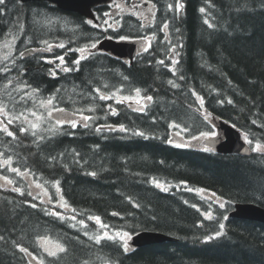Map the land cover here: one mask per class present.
<instances>
[{
  "label": "trees",
  "instance_id": "16d2710c",
  "mask_svg": "<svg viewBox=\"0 0 264 264\" xmlns=\"http://www.w3.org/2000/svg\"><path fill=\"white\" fill-rule=\"evenodd\" d=\"M179 2L182 11L173 19L179 60L170 67L175 75L166 67L167 61L159 63L158 53L164 58L159 49L140 55L131 66L97 55L82 60L78 67L72 63L75 55L69 53L68 64L74 70L59 72L55 78L49 76L39 52L19 61L25 69H17L14 79L23 76L24 83L48 93L59 89L55 100H72L80 92L94 95L98 87L102 93H115L112 100L93 103L101 117L108 114L99 125L117 130L105 127L97 132V125L75 129L66 125L51 137L37 128L34 136L31 130L20 132L21 120L9 125L15 139L0 132V153L53 193L49 201L40 193L33 194L16 173L8 174L14 186L0 183V264H34L28 254L44 264H264V223L228 217L238 201L264 206V150L242 156L168 142L173 123L188 140L213 132L211 122L204 119L210 116L239 128L253 148L256 143L264 147V0ZM2 7L0 39L27 24L29 47L40 48L45 34L66 27L65 44L71 49L76 37L91 34L84 17H79L81 25L68 14L59 17L62 10L47 1L6 0ZM136 88L142 96L153 97L144 113L128 102L115 103L117 94L126 90L133 94ZM197 97H203V106ZM6 100L10 108L14 106L10 98ZM109 104L117 115L108 112ZM121 124L126 132L118 130ZM137 130L144 136L135 135ZM77 159L79 163L74 162ZM153 178L168 191L157 187ZM56 181L66 209L55 205ZM198 190L215 193L225 207ZM53 209L67 218L75 215L76 220L50 215ZM210 210L211 220L204 215ZM96 216L111 231L151 229L177 236L179 241L127 251L118 237L97 243L95 238L103 236L104 229L88 219ZM216 232L221 235L217 237ZM43 237L56 240L65 251L49 256L40 245Z\"/></svg>",
  "mask_w": 264,
  "mask_h": 264
},
{
  "label": "snow or ice",
  "instance_id": "6c2138e0",
  "mask_svg": "<svg viewBox=\"0 0 264 264\" xmlns=\"http://www.w3.org/2000/svg\"><path fill=\"white\" fill-rule=\"evenodd\" d=\"M143 3L149 4V8H148V11L149 12H151L152 9H154L156 7L155 4H152L151 3V0H141V4H143ZM5 4H6V0H0V14H2L5 11V9L2 7ZM113 6L115 8H117V9H120L121 12L124 11V9L121 6V4L116 3V0H113ZM138 7H139V5H136V4L133 5V9L138 8ZM167 7H168L169 10H173V8H175V11L179 12V10L181 8H183V5L179 2V0H177V2L175 3V6H173V4H169ZM200 11L201 12H204L205 9L204 8H201ZM103 15H104V17L107 18V19H105L103 21V24L104 25H107V29H112L113 31H116V29L113 27V24H109V20L110 19H113V14H110L108 12H105ZM138 15H142V13L141 14H138ZM97 19L98 18L94 17L93 19H88L85 23L87 25L92 26L93 28H100V29L106 31L107 29H104L100 23L94 22ZM153 19H154V16H153ZM114 23H117L118 24V21H114ZM205 23H208V21L205 20ZM209 26L211 27V25H209ZM141 27H143V25H141ZM20 28L23 31L24 25L21 24L20 25ZM167 28H168V22L165 21L163 23V25H162L161 31H164ZM119 39L121 41H124V40L128 39V37H126V36H119ZM165 39H167V36H165ZM139 40L141 42L147 41L148 47H145L143 49L145 52H147L148 51V48L151 47V40L148 37H145V36L139 37ZM41 43L47 45L46 49H25L24 51L20 52V54H19L20 55V58L21 59L24 58L27 54H29L31 52H38V51H44V50L51 52L52 49H53V47H59L61 49H64L66 47V45L64 43H59V44H56V45L50 44V43H48V41H41ZM98 44H99V39L96 38L95 42L94 43H91L90 49L91 50H95L97 48V45ZM175 47H176L175 45H172V48L169 51H174L175 50ZM90 49L87 46L80 47V48H77V49H69V51H74V52H76V53L79 54V55H77V58L74 61H72L73 65H77L78 66L81 63L82 60L87 59L89 56L93 55L94 53ZM4 59L7 60L8 59V56H5ZM57 59L59 60V64H57L56 67L51 70V75L53 76V78L56 77L58 70H61L63 72H70V71H73L74 70L73 68H70V67L66 66V64H65V57L63 55H61L59 57H56L55 59H47V58H45V62L46 63H49V64H55ZM159 63L160 64H163L164 61L163 60H160ZM172 64L173 65H176V64H178V61L175 60V59H173L172 60ZM10 70L11 69H9L6 66L3 69H0V72H9ZM75 70H78V68H76ZM170 71H172L173 72V75H175V69L174 68H170ZM180 79H183V77H180ZM8 83L11 84L12 83V80L9 79L8 80ZM169 83L172 84L173 82L170 80ZM176 86L177 85H174L173 84V87H176ZM24 87H30V85L25 84ZM17 91H19V89H17ZM134 91H135V97H133L131 95H129V96H123L121 99L115 100V103L128 102L129 105H131V103L133 101H135V103L138 105V107L135 108L134 110L135 111H138V112H141V113H144L146 111L148 105H147V103H142V101H148V102H150V101L153 100V97L152 96H141V90L139 88H136ZM95 92H97L99 94V99L101 101L112 100V99H114V96L116 95L115 93H113L111 95H104V94L100 93V89L99 88L95 89ZM193 95H195V92H193ZM25 96L31 97V93H25ZM197 99L199 100L200 105L203 106V104H204L203 97H197ZM21 100L22 101H25V103H27V101L25 100V97L24 96L21 97ZM53 102H54V97L53 98H49L47 100V104L53 106L52 107V110L47 113V117L48 118H51V119H55V125H53L50 128L45 129V131H48L52 135H55L56 132L59 130L58 126H63V125L66 124L70 128H72V129H75L78 126H82L84 128H88L90 126V122H92L95 119H97V117H95V116L83 115V109H77V110H74L73 112H70V113L69 112H66V110L64 108L55 107ZM220 103H223V101H220ZM228 103H231V100H229ZM107 109H108V112L111 115H117L118 114L117 111H116V109L113 108L111 104L107 105ZM77 113H79V116L77 115ZM29 114L32 117H35L36 120H40L41 119V116H38L37 113H36V111H30ZM0 115L4 116L5 120L7 121L5 123V120H0V132L5 133L8 137H12L13 139H15L16 137H15L14 132H12V131L9 130V125H12V124H14L16 122L21 121V119H23L24 121H28V116L25 115L24 113H21L18 116H14L12 118H9V113L7 112V110H6V108L4 106H0ZM204 119L207 120L208 119V116H205ZM28 123H29V127L26 128V127L21 126L19 128L20 132L25 133V132H29L31 130L32 135L35 136L36 135V131L35 130L39 127V125L37 123H32L30 121ZM105 127H107L109 131H116L117 130L116 128H114V127H112L110 125H97L96 126V131L97 132H102ZM169 127L170 128H172V127L179 128L180 126L173 123V124H170ZM118 130L121 131V132H126L127 131V129L125 128V126L123 124L119 125ZM134 134L135 135H139V136H144V133L141 132V131H138V130ZM175 134L176 135H179L180 133L179 132H176ZM215 135L216 134L214 132H202V133H200V136L201 137H205V138H211V137H213ZM40 139H43V137H40ZM192 139H198V138L197 137H192ZM245 139L247 140V136L245 137ZM168 142L169 143H172V140L169 139ZM248 143L251 144L252 141L249 140ZM178 146H180V147H187L188 145L187 144H180ZM211 150L212 149L207 148V147L204 149V151H211ZM253 150L254 151H260V150H262V145L260 143H256ZM0 155H3V154H0ZM76 156L79 157V153H76ZM11 162H12L11 161V157H8L7 159L3 160L2 163H0V168H3L5 165H8V171L13 172V173H16L18 176H20V177L23 178L24 173H22L19 168L12 167L11 166ZM74 162L75 163H79V160L77 159ZM89 174L90 175H93V176L96 175L95 172H92V173H89ZM0 178H2L3 180H5L8 184H12L13 183V181L10 180L8 178V176H6V175L5 176H2ZM152 182L155 183V185L157 187H161L163 191H168V188L167 187H164L159 181L155 180L154 178H153V181ZM36 187L39 188V187H41V185L37 183L36 184ZM13 190L14 191H17V192H20L21 195L24 194L23 191H22V189H20V188H14ZM56 190H57V192L60 191V189H59V181H56ZM29 195H31V193H29ZM212 195L215 196V193H213ZM59 206L61 208H65V209L68 208V205L66 203L60 204ZM32 207H36V205L33 204ZM193 207H196V206L193 205ZM219 207L220 208H224L225 207V204L223 202H220L219 203ZM73 211H75V210L73 209ZM49 214L50 215L57 216L60 219H71L73 221L76 220V216L75 215L71 216L70 218H67V217H64L61 212H56L55 210H53ZM113 215H118V213H113ZM204 215L209 220L213 219V216L211 214V210L208 213H205ZM88 219L89 220H94L100 226L101 229H106V228L109 227L108 225H106V224H104L102 222V220H101V218L99 216H96V217H88ZM225 219H226V217H225ZM79 223L81 225H84L86 227V224H85V221L84 220H80ZM75 226H76L75 224L72 225V227H75ZM219 228L221 230H223L224 229V224L221 223L219 225ZM85 235H87L86 232H85ZM215 235L218 237V236L221 235V232H216ZM128 236H129V234L127 232H123V233L117 232L116 233V236L113 237V236H109L108 232L105 231L103 233V236H97L95 239H96V242L97 243H100V241L102 239H116V237H118L121 241L124 242V249H125V251H127L128 250V245H127V241H126L125 238L128 237ZM208 239H211V237H208ZM20 250L22 252H25V253L28 252V249L27 248H21ZM64 251H65V249L62 246H60V247H58V250L57 251H49L48 252V255L49 256H52V257H55V256H57L58 252H64ZM40 264H44L43 260L40 261Z\"/></svg>",
  "mask_w": 264,
  "mask_h": 264
},
{
  "label": "rangeland",
  "instance_id": "374dc122",
  "mask_svg": "<svg viewBox=\"0 0 264 264\" xmlns=\"http://www.w3.org/2000/svg\"><path fill=\"white\" fill-rule=\"evenodd\" d=\"M56 44H58V43H55L53 45H56ZM16 45H17V39L16 38H13V37H8V39H5V40L0 41V69H3L6 66L9 67V66H11L13 64L12 59L14 57V53L16 52ZM89 46L90 45H87L88 48H89ZM82 47H85V46H82ZM55 48L56 47H53L52 51ZM25 49L26 48H22L20 52L24 51ZM5 56H8V59L7 60L4 59ZM1 73H3L4 75H8L10 72H1ZM13 75H15V76L18 75V73H16V70L13 71ZM2 80H3V78H0V84L2 83ZM12 81H14L15 83H18V84H22V82L19 81V80H17V79H12ZM17 89H19V91H17ZM22 90H26V93H31V97L25 96L22 93ZM4 92L7 93L8 98H10L13 101V103H14V106L11 107V108L9 106H7L8 104L7 105H4V107L6 108L7 112H9V110H10V112L12 114H14L15 116H18L21 113H24L25 115L28 116V121H24L23 119H21L22 121H24L25 123H28L29 121L32 122V123H37L39 126H44V129L50 128L53 125H55V119H51V118H48L47 117V113L52 110V107L53 106L52 105H48L47 103H45L43 101H38V102L30 103L32 105H35V110H32L33 107H31L30 109H27L25 112L22 111V109H25L26 103H25V101H22L21 100V97L24 96L25 97V100L27 102H29L32 99L34 100L35 99V96L37 94L35 91L33 93V92L27 90L24 86L17 87L15 84H12V85L9 84L8 86H6V85H1L0 86V94H2ZM102 94L107 95L105 93H102ZM78 95L81 96V97H84L82 92H80ZM92 97H93V99H95L96 102H99L98 101L99 99L96 98L95 95H93ZM133 97H135V96H133ZM147 102L148 101H142V103H147ZM95 105H96L95 108L97 109L98 108L97 107V104H95ZM131 105L134 108H137L138 107V105L135 103V101H133L131 103ZM54 106L55 107H58V108H64L66 110V112H69V113L70 112H73V111L68 110L66 107H60V106H56V105H54ZM77 109H83V108L76 107V109H73V110H77ZM30 111H36L37 115L38 116H41V119L40 120H36L35 117H32L29 114ZM84 111H86V110L83 109V115H86L84 113ZM77 114L79 116V113H77ZM98 116L101 117V114L99 113ZM97 119H95L94 121H96ZM0 120H4L1 115H0ZM94 121H92V122H94ZM173 129H175V131H174V133L172 134V137H171V140H172L173 143H180V144H190V143H192L193 145L199 146L201 148L209 147L210 145H212L211 142H208L205 137H201V138H199L197 140H194L193 142H188V141H186L184 139L185 137L183 136V131L181 129L175 128V127H173ZM176 132H179L180 134L179 135H176L175 134ZM2 162H3V159L0 156V163H2ZM11 166L13 167L12 162H11ZM4 168L5 169L7 168V170H8V165H5L2 169H4ZM6 172H10V171H6ZM2 176H4V175L0 172V177H2ZM23 177L29 179V180H27V182L32 187V189L34 190V192L40 193V194H44L45 195V198L48 199V200L51 199V195H50L49 192L43 190L42 187H39V188L36 187V184L37 183L40 184V180L33 179L32 177L28 176L25 173H24V176ZM0 182H3L5 184H8L2 178H0ZM10 185L11 186H14L13 183L10 184ZM197 193H203V191L202 190H198ZM56 195H57L56 198H57V201H58V203H56V206H59L60 204H62L61 203V200H60L61 195L57 191H56ZM125 239L128 242V240L130 239V234ZM40 243L44 247L45 251L47 250L46 252H49V251H57L58 250V247L61 246L60 244H58L56 241H54L51 238L42 239L40 241Z\"/></svg>",
  "mask_w": 264,
  "mask_h": 264
},
{
  "label": "water",
  "instance_id": "95a60500",
  "mask_svg": "<svg viewBox=\"0 0 264 264\" xmlns=\"http://www.w3.org/2000/svg\"><path fill=\"white\" fill-rule=\"evenodd\" d=\"M35 1V0H22ZM54 2L61 9L67 11H75L85 16H90L94 18V15L91 11V6L95 3H99L105 0H47ZM98 48L100 50H105L113 53L119 57L133 56L136 53V46L131 43L116 41L113 39L105 38L101 40ZM226 137L228 140L223 144H219L218 151L225 153H239L243 155L252 154V149L249 144L245 141L242 136V133L237 130H231L227 133ZM223 138H215V142L222 141ZM232 215L252 220H258L264 223V208L256 206L252 203L249 205L236 204L235 210L232 212ZM164 241H176V238H173L163 232L143 230L135 235H133L130 243L133 247H142L145 245H150L154 243H161Z\"/></svg>",
  "mask_w": 264,
  "mask_h": 264
},
{
  "label": "bare ground",
  "instance_id": "6f19581e",
  "mask_svg": "<svg viewBox=\"0 0 264 264\" xmlns=\"http://www.w3.org/2000/svg\"><path fill=\"white\" fill-rule=\"evenodd\" d=\"M176 17V15H173V17H172V20L174 19ZM31 32H32V30H30ZM8 33H9V31H8ZM92 34V33H91ZM55 35H57V36H59L60 34H54V36H53V39H54V37H55ZM31 39H32V37L30 38V41H31ZM27 49V48H26ZM158 49V48H157ZM156 50V49H155ZM21 51V50H20ZM19 51V49L16 47V52L18 53V52H20ZM19 71H17L16 70V73H18ZM23 84H27V83H24L25 81L24 80H22L21 81ZM95 95V94H94ZM93 93H91L89 96H85L84 95V97L85 98H88L89 100H91L92 102H95V99H93ZM55 98V97H54ZM88 99H86V101H88ZM208 121H210V122H215L216 124H217V126L219 127V128H222V129H224L225 131H226V129H229V128H231V127H233L234 125H232L231 123H229V122H226V121H224V120H220V119H217V118H215V117H210V116H208ZM237 128V127H236ZM204 192V191H203ZM206 192V191H205ZM208 192V191H207ZM207 194H209V195H212L211 193H207ZM213 196V195H212ZM218 201H219V203H220V201L221 202H223L224 203V201L223 200H220V199H218ZM249 203H252V204H254V205H256V206H259V207H262V208H264V206H262V205H260V204H258V203H255V202H249V201H238V202H235L234 204H243V205H249ZM225 204V203H224ZM234 211V209H233V207L229 210V213H228V217H230V218H238L237 216H234V215H232V212ZM246 220H250L251 221V219H246ZM161 232H163V231H161ZM165 233V232H164ZM167 235H169V236H171V237H173V238H176V241H179V238L177 237V236H174V235H172V234H168L167 233ZM163 243V242H162ZM155 244H158V243H155Z\"/></svg>",
  "mask_w": 264,
  "mask_h": 264
},
{
  "label": "flooded vegetation",
  "instance_id": "af4514ba",
  "mask_svg": "<svg viewBox=\"0 0 264 264\" xmlns=\"http://www.w3.org/2000/svg\"><path fill=\"white\" fill-rule=\"evenodd\" d=\"M60 27V26H59Z\"/></svg>",
  "mask_w": 264,
  "mask_h": 264
}]
</instances>
